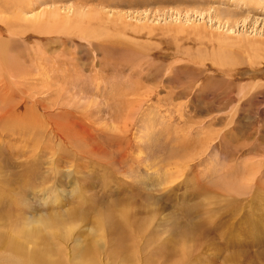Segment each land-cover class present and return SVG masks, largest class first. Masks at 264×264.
I'll use <instances>...</instances> for the list:
<instances>
[{
  "label": "rangeland",
  "instance_id": "374dc122",
  "mask_svg": "<svg viewBox=\"0 0 264 264\" xmlns=\"http://www.w3.org/2000/svg\"><path fill=\"white\" fill-rule=\"evenodd\" d=\"M81 4L90 35H42L56 62L43 70L60 76L44 98L48 112L91 113L80 129L101 153L36 144L21 115L4 117L0 231L56 217L72 226L63 250L91 242L100 264H264V0H41L28 16ZM72 37L85 47L71 54ZM64 76L77 96L58 91Z\"/></svg>",
  "mask_w": 264,
  "mask_h": 264
},
{
  "label": "bare ground",
  "instance_id": "6f19581e",
  "mask_svg": "<svg viewBox=\"0 0 264 264\" xmlns=\"http://www.w3.org/2000/svg\"><path fill=\"white\" fill-rule=\"evenodd\" d=\"M39 1L41 0H0V99L4 102L0 105V122L4 117L8 118L10 115L12 117L21 115L22 118H19L28 126L26 128L24 127L23 131L24 134H28V140L35 141L36 144L46 143V145H48V143L51 144V142L55 140L54 146L56 151L61 150L63 144L66 142H68L69 145L75 146V144L84 141L91 144V158L95 155L97 157L101 147L97 150V147H99L97 146L98 144L91 143L92 140L90 141V138H93L92 131L90 133L87 129H85V131L80 129L85 127L83 125L84 123L91 121V113H85L84 115H80L79 119H75L73 113L69 111L63 114L48 112L50 106L44 98L47 97L46 91L50 90L49 85L52 79L58 82L60 76H54V72L53 74L50 71L47 72L43 70L45 67L43 65L45 64L44 62L52 60L47 56V44L49 41L42 35L46 36L48 33L52 34L58 31L62 33V30H64V33L65 29L70 30L69 28H72L71 30L73 31H70V33L72 34L75 32L74 34H78L76 37L80 35L81 38V34L83 36L84 32H91V16L86 23L85 21L88 16L87 11L84 10L86 6L84 7L82 6L83 4H81L80 6H68L64 9V12H62V8L57 7L52 10H44L41 13L29 17L28 12L32 6ZM45 1L47 0H44V2ZM83 1L86 2V0ZM90 11V14L88 13L89 15H91ZM30 36L33 38L29 39ZM76 37H72L70 41L66 42L65 49L68 53H71L70 49L72 47H78V50L79 48L83 49L82 47L84 45L77 41ZM87 37L88 36L83 38L88 40L91 45V40ZM59 38L57 41L60 40ZM76 56H73V58H76ZM52 62L56 63L54 61ZM59 63H63V65L67 66L68 64H72V61L65 58L58 62V65ZM75 66L78 67L77 65H74V67ZM57 68L59 67H56V69ZM67 75L71 76L70 73H67ZM66 77L67 76H64L62 78V81H64L63 85L69 84L71 85L69 86L70 88L65 87L58 89V91H66L70 95L72 91V93L77 96L78 91L74 92V90L78 88L75 87L77 84H72V81H69ZM35 81H41L42 83L41 88L36 91L38 96H36L35 91L30 92L29 90L32 89L28 87L29 84H33ZM18 95L21 96V101L14 100ZM96 115L97 117L93 122L111 120L110 117H105L103 114ZM127 116L131 118V112H129ZM14 118L16 117H13V119ZM117 119L120 120V118ZM21 121L19 120L18 122ZM77 124L79 127L76 126ZM123 128H125V125ZM12 130L11 128L10 131ZM22 130L23 129H21V132ZM120 131L125 132V129H121ZM117 135L118 138L123 136V134L120 133ZM116 138L117 137H114L115 140ZM118 138L117 140H119ZM44 147L45 144L42 145V149ZM104 150L105 148L101 151L106 153L107 149L106 151ZM64 156L63 158H65ZM69 168L72 181L73 176L78 172L77 163L72 164ZM60 170L55 168L57 174L53 173V175L49 173L47 177L50 178L54 176L55 179H62ZM103 219H106V221L110 220L113 227L115 226L119 231L124 230L126 227L129 228L128 226L130 225L128 219H124V222H116L110 215ZM45 224L46 225H43L44 228L36 224L38 226H16L17 228L12 226L3 232L0 231V264H100L96 251L91 249V242L85 248H79L75 251L73 249V253L70 252L71 250L66 252L60 246L61 242H66L71 238V225L65 224L59 219H56V217L49 219L48 223ZM124 234L127 233L125 232ZM40 245L42 246L40 247ZM121 245L123 244L121 243L120 246ZM133 257L134 255L131 256V258L125 256L124 261L128 262L134 259Z\"/></svg>",
  "mask_w": 264,
  "mask_h": 264
}]
</instances>
